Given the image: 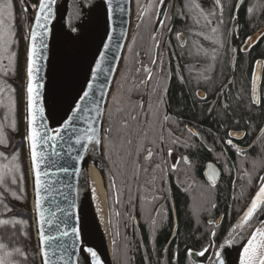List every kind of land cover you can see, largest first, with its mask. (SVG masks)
Segmentation results:
<instances>
[{
    "label": "flooded vegetation",
    "instance_id": "1",
    "mask_svg": "<svg viewBox=\"0 0 264 264\" xmlns=\"http://www.w3.org/2000/svg\"><path fill=\"white\" fill-rule=\"evenodd\" d=\"M219 2L132 0L103 122L113 264H209L264 173V0Z\"/></svg>",
    "mask_w": 264,
    "mask_h": 264
},
{
    "label": "water",
    "instance_id": "2",
    "mask_svg": "<svg viewBox=\"0 0 264 264\" xmlns=\"http://www.w3.org/2000/svg\"><path fill=\"white\" fill-rule=\"evenodd\" d=\"M75 1L77 0H55L52 5L51 18L47 22V35H38L35 41L39 58L36 59L35 65L38 71L33 72L32 112L35 116L33 126L42 134L56 136L55 140L37 148V151L43 154V159H38L41 177L39 197L36 191V175L31 161L30 142L26 138L29 132L27 54L32 43L31 29L37 13L36 7L27 23L23 73V127L36 256L38 264H43L41 252L43 248L48 252L50 264H94L93 258L86 251L91 248L97 253L99 264H113L111 245L110 249L104 245L85 195L84 160L87 152L94 154L105 187L102 152L103 122L109 93L130 36L132 0H112L111 13L107 0H100L98 17L90 39L73 65L66 69L62 63V39ZM214 3L216 9L220 11V2L216 3L214 0ZM240 3L241 0H237L235 10ZM38 4L39 0H36L35 6ZM38 31L43 33L44 29ZM42 43L46 47H41ZM106 44L107 48L104 47ZM101 55L104 56L101 71L97 74V78L93 79L96 63L100 61ZM259 76L260 65L257 64L251 92L255 103L258 100ZM89 83L93 85V90L89 98L82 101L81 96L88 91ZM77 105L82 109L80 112H76ZM41 108L43 109L42 115L39 111ZM69 118L72 119V123L66 126ZM89 126L95 128L100 143L97 144L94 141L89 143L86 139H81V143L76 144L77 136L92 135L87 131ZM56 130H60L59 135H56ZM263 130L264 126L257 137ZM64 168L68 171H63ZM262 178H264V173L258 186L220 239L209 264H216L217 252H220L225 264H233V255L244 236L264 213V206H262L243 228H236L259 188L264 185ZM38 198L39 211L36 207ZM105 203L108 213L106 187ZM41 221L44 222L41 223ZM41 230L45 236L56 239L41 244L39 235ZM63 232H67L68 235L62 236ZM229 240L231 243L226 244L225 242ZM197 257L200 256H195L193 259L196 260Z\"/></svg>",
    "mask_w": 264,
    "mask_h": 264
},
{
    "label": "trees",
    "instance_id": "3",
    "mask_svg": "<svg viewBox=\"0 0 264 264\" xmlns=\"http://www.w3.org/2000/svg\"><path fill=\"white\" fill-rule=\"evenodd\" d=\"M6 2L8 0H0V220H8L10 223L0 225V244L5 245L0 249V257L4 258L5 264H38L23 127L27 23L31 19L36 0H10L11 16L3 8ZM191 98L190 95V101ZM257 186L255 181L251 191L245 195V200ZM16 249H20V252ZM159 258H151V263L158 264Z\"/></svg>",
    "mask_w": 264,
    "mask_h": 264
},
{
    "label": "snow or ice",
    "instance_id": "4",
    "mask_svg": "<svg viewBox=\"0 0 264 264\" xmlns=\"http://www.w3.org/2000/svg\"><path fill=\"white\" fill-rule=\"evenodd\" d=\"M107 2H108L109 12L111 13V11H112V0H107ZM160 2L163 3V0H160ZM54 3H55V0H39V4L34 6L37 8V13L35 16V21H34L33 27L31 29V41H32V43L29 47L28 54H27V76H28L27 106H28V112H29V119H28L29 132H28V136L26 138L30 142L31 161H32L33 170L35 171V175H36V191H37L38 197H39V193H40V189H41V177H40V171H39L40 164L38 163V159H43V154H42V152H38L37 148L43 147L44 145H47L50 141L55 140L56 136H49L47 133L42 134L40 131L37 130L36 127L33 126L35 123V116L32 112L33 101H34V97H33V92H34L33 72H34V70L38 71V68H36L35 65H36V59L39 58V53H38L37 45H36L35 41L37 40L38 35H41V36L47 35V22L51 18L52 5ZM216 3H219V0H216ZM197 7H199V6L197 5ZM3 8H6L8 10V13H7L8 16L12 15V12H11L12 4H11L10 0H8V2H6L3 5ZM0 11H2V9H0ZM25 11H26V9H25ZM249 11L251 12L252 10L249 9ZM0 22H2V21H0ZM39 29H44L43 33H40L38 31ZM213 31H215V29H213ZM41 47H46V45H44L42 43ZM104 47L107 48L108 45L106 44ZM12 56L14 57L15 53H13ZM103 60H104V56L101 55L100 61H98L96 63V71L93 73V79H96L97 74L101 71V64H102ZM87 87H88V91H85L83 93V95L81 96L82 101L89 98L90 93L93 90V85L91 83H89ZM81 110H82L81 107L79 105H77L76 106V112H80ZM39 111L42 115L43 109L41 108V109H39ZM74 115H75V113H74ZM71 123H72V119L69 118V120L66 121V126L71 125ZM41 127H43V125H41ZM87 131L91 132L92 135H86L85 134V136H83V137L77 136L75 143L80 144L81 139H86L89 143L94 141L95 143L99 144L100 139L96 135L95 128H92L91 126H89ZM109 131H110V129H109ZM59 133H60V130H56V135H59ZM194 135H195V133H194ZM229 135H233V134L229 133ZM0 142H2V141H0ZM227 143L232 144V141L228 140ZM52 146L55 147V145H52ZM151 154H152L151 150H148V157L149 158L151 157ZM169 155H171V151H169ZM183 159L186 163L188 162L187 157H184ZM209 167H212V166L209 165ZM62 170L65 172L68 171L67 168H64ZM0 179H2V177H0ZM262 179H264V178H262ZM13 182H15V181H13ZM262 206H264V185H262L259 188V191L256 193V196L251 201V204L248 207L247 211L244 213L243 218L241 219V221L239 223H237L236 228H243L252 219L254 213L259 208H261ZM36 207H37V210L39 211V208H40L39 198L37 199ZM43 222L44 221H41V223H43ZM9 223H10V221H8V220H0V225H6ZM73 231H75V230H73ZM233 231H235V229H233ZM39 235H40L41 244H44L46 241H53L56 239L55 237L45 236V234L42 230L40 231ZM61 235L67 236L68 233L63 232V233H61ZM213 235H215V234L213 233ZM230 235H231V233H230ZM258 237L260 238L259 240H258ZM77 238H78V236H77ZM225 243L230 244L231 241L229 240V241H226ZM4 247H5L4 244H0V249H2ZM259 248H264V229H261V228H257L255 230V233L251 234V238L248 240L247 246L244 248V256L241 257V264H255L253 256L250 255V253H252V254L256 253ZM16 251L20 252V249H16ZM86 251L93 258L94 264H99V260L97 258V253L91 248H88ZM207 251H208V248H204L200 252L195 253V255L204 256ZM41 252L43 255V264H50V261L48 258V252L45 251L43 248L41 249ZM7 255H11V253H8ZM188 255L192 256V255H194V253H192L191 250H189ZM0 264H5V260L2 257H0ZM216 264H225V261L221 258L220 252L216 253ZM259 264H264V255L260 256Z\"/></svg>",
    "mask_w": 264,
    "mask_h": 264
},
{
    "label": "bare ground",
    "instance_id": "5",
    "mask_svg": "<svg viewBox=\"0 0 264 264\" xmlns=\"http://www.w3.org/2000/svg\"><path fill=\"white\" fill-rule=\"evenodd\" d=\"M75 2L62 39V63L66 69L73 65L90 39L100 7V0H77ZM83 183L85 195L97 228L102 235L104 245L107 249H110L111 237L105 203V187L94 154L90 151L87 152L84 160ZM257 228L264 229V213L244 236L233 255V264H241L244 248L247 246L251 234H254ZM250 255L253 256L255 264H259L260 256L264 255V248H259L256 253H250Z\"/></svg>",
    "mask_w": 264,
    "mask_h": 264
},
{
    "label": "rangeland",
    "instance_id": "6",
    "mask_svg": "<svg viewBox=\"0 0 264 264\" xmlns=\"http://www.w3.org/2000/svg\"><path fill=\"white\" fill-rule=\"evenodd\" d=\"M104 177H105V174H104ZM106 187V186H105ZM107 195V194H106ZM111 251H112V247H111ZM111 254H112V252H111ZM209 258V254L207 255V256H203V259H208Z\"/></svg>",
    "mask_w": 264,
    "mask_h": 264
}]
</instances>
